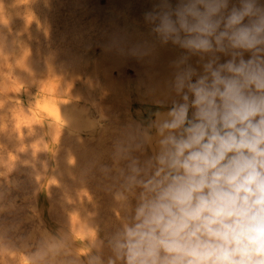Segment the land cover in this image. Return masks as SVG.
I'll list each match as a JSON object with an SVG mask.
<instances>
[{"label": "clouds", "instance_id": "1", "mask_svg": "<svg viewBox=\"0 0 264 264\" xmlns=\"http://www.w3.org/2000/svg\"><path fill=\"white\" fill-rule=\"evenodd\" d=\"M143 20L125 55L177 51L145 94L155 110L68 118L59 176L88 193L87 229L49 234L31 259L264 264V0H155Z\"/></svg>", "mask_w": 264, "mask_h": 264}, {"label": "rangeland", "instance_id": "2", "mask_svg": "<svg viewBox=\"0 0 264 264\" xmlns=\"http://www.w3.org/2000/svg\"><path fill=\"white\" fill-rule=\"evenodd\" d=\"M130 1L0 0V264H34L39 220L78 239L87 229L78 205L88 193L59 176L71 138L36 114L77 103L114 122L155 110L145 94L177 51L161 48L153 65L125 55L147 38L155 3ZM100 211L110 217L106 201Z\"/></svg>", "mask_w": 264, "mask_h": 264}, {"label": "bare ground", "instance_id": "3", "mask_svg": "<svg viewBox=\"0 0 264 264\" xmlns=\"http://www.w3.org/2000/svg\"><path fill=\"white\" fill-rule=\"evenodd\" d=\"M128 1H129V3L131 2L130 0H128ZM100 114H103L105 117H107V115L103 112H98L97 115H93L87 111L85 106H82V105L77 104V103H72L70 106L48 103L47 111L42 112L41 114H36V115H40V117H42V116L47 117V128L49 130H51L54 126L57 128L59 127L68 135L69 129L67 128V126H68V118L69 117L80 118V117H85V116L91 115L93 117L98 118ZM108 120H109V118H108ZM2 126H3V124H2ZM31 217H33V216H31ZM31 217L29 216V218H31ZM49 234H55V233L50 228H48L46 225L42 224L41 220H39V224H38L37 228H35L34 231H32V233L30 234V238L33 241L36 239L43 240Z\"/></svg>", "mask_w": 264, "mask_h": 264}]
</instances>
